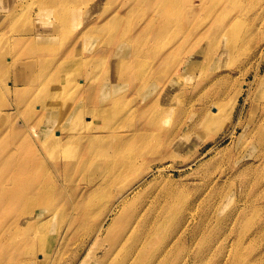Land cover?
Masks as SVG:
<instances>
[{
  "label": "rangeland",
  "instance_id": "obj_1",
  "mask_svg": "<svg viewBox=\"0 0 264 264\" xmlns=\"http://www.w3.org/2000/svg\"><path fill=\"white\" fill-rule=\"evenodd\" d=\"M127 1L102 0L89 9L86 0H69L75 11L103 21L75 24L70 37H61L66 45L44 48L53 26L41 20L43 0H0V10L18 6L0 24V65L25 57L27 41L36 43L39 58H58L84 30L93 52L131 53L119 39L134 38L155 7L167 23L164 33L160 23L142 34L139 63L130 57L111 63L104 55L95 62L83 53L73 58L80 64L71 84L53 69L37 79V90L22 89L26 98L18 102L15 88L28 83L30 67L23 68L28 81L18 84L20 69L0 70V178L6 186L23 181L30 195L25 204L7 207L4 198L0 206V256L9 264H42L44 248L48 264H264V0H163L123 17ZM106 74L120 80L104 86ZM47 84L58 86V100L45 94ZM81 97L92 107L81 126L96 119L91 133L87 126L65 128L75 124L65 113ZM55 100L64 123L53 136L65 147L43 150L35 135L48 113L36 105ZM9 106L16 112L7 115ZM109 109L113 118L104 114ZM151 120L156 130L147 128ZM90 135L101 136L99 146ZM118 140L122 145L107 150ZM104 159L122 163L95 200L82 195L93 175L88 166L76 174L53 167ZM119 192L126 194L117 204ZM105 219L103 234L95 236ZM26 238L34 244L22 254Z\"/></svg>",
  "mask_w": 264,
  "mask_h": 264
},
{
  "label": "bare ground",
  "instance_id": "obj_2",
  "mask_svg": "<svg viewBox=\"0 0 264 264\" xmlns=\"http://www.w3.org/2000/svg\"><path fill=\"white\" fill-rule=\"evenodd\" d=\"M99 1L102 0H86V5L89 7V9H94V6L92 3H96L99 4ZM163 0H130L127 1L125 4H122L121 8H125V10L123 11L122 16L127 17L126 15L129 16V10L132 9V11L141 10V7L143 8H153V6L155 5V3L162 2ZM12 5V3H10V6ZM18 6L17 5H13L12 8H10V10L8 11V8H6V10H0V24L5 22L7 20V15L10 14L12 11H14V9H16ZM43 14L41 17V20L43 22L44 25L50 24L53 26V28H50L51 33L49 35H46L47 37V42H49L46 46H43L44 48H52L54 45H58V48H62L64 45H66V41L63 42L61 37L67 38V36H71L76 29H73L72 26L73 25H80L83 21H90V23L92 22L93 25L95 24H100L103 20L102 18H99L98 20H92L91 19V14L90 13H85V10H79L78 12L75 11V9H72L71 6H69V0H43ZM142 8V9H143ZM160 8V11H159ZM78 10V9H76ZM131 11V12H132ZM153 15H148L147 18L143 19L140 23V26L138 28H142V29H137V34L134 38L132 39H128V40H124L123 38L119 39L118 44H122L123 41H126L129 45L131 46V48L133 49V52L129 53L127 49L123 48L120 49L119 52H117L115 55H111V52L108 49L102 50V53H98V52H93L96 46H92L89 47L87 46L88 43H90L92 41V38L90 35L89 36V30H84L82 31V33H80V35L77 37V40H74L73 43H70L67 45L68 47V51H61L59 53H63L60 57L58 58H50V59H41L37 56V47H36V43L35 42H31V41H27L30 38H28L29 36H26L24 39V41L27 43V47L29 49V51H27L25 53V57H19L14 56L12 61L10 59V61H7V65L2 64L0 65V70L4 69L7 72H10L11 70H19L20 69V74H17L18 77H15V84H18L19 82H27L28 81V75L24 74L23 68L25 67H30V79L28 81V83H26V85L23 86H17L14 91V95H15V99L17 100V102L19 100H25L26 98V93H24V91L22 89H27L29 87V89L33 88L35 90H37L38 85L37 83V79H45L48 77V75H50L51 71L53 69H55L59 76H61L60 78H62L63 80H65L66 82L71 81V79L75 78L76 72L73 69L74 67L79 66L80 62L79 60L75 59L73 60L74 56H81L83 53H87L89 55L88 58H90V61H95L98 62V60L103 57H106L108 59H110L109 61L111 63H116L119 62L122 64L123 62V57H130V58H134L135 59V63H139L140 59V50H139V46L144 45L145 42V37L142 36L143 33L146 32H150L152 25H154L155 27H157L160 23V30L161 33L167 29V23L164 22L163 19V12H162V8L161 7H155L153 10ZM107 12H104L103 14H105ZM102 14V15H103ZM99 16V15H98ZM43 18V19H42ZM54 23V25L52 24ZM235 23V22H234ZM232 23V26L233 24ZM88 29H90L88 26H86ZM48 29V28H47ZM47 29L41 31L45 32ZM160 34V33H159ZM89 36V37H88ZM157 36V35H156ZM155 36V37H156ZM154 37V38H155ZM87 39V40H86ZM85 40V41H84ZM84 41V42H83ZM60 42V44H59ZM25 44V43H24ZM74 47L73 51L71 47ZM25 52V51H24ZM165 51L161 52V55H165ZM13 60H18L17 62H13ZM25 61H29L31 63L27 64L25 66H23L25 64ZM118 64V63H117ZM115 64V65H117ZM167 65V64H166ZM116 68V66H113ZM166 68V66H165ZM23 72V73H22ZM33 72V73H32ZM92 72L89 71V69L87 68L84 72L83 75L84 77H89L90 74ZM118 77H121V73L117 72ZM160 77V76H159ZM61 80V79H60ZM62 80V81H63ZM120 79H116V77L114 75H110V74H106L105 75V79H103L102 81V85H106L109 82H114L112 85H114L115 83H117V81H119ZM152 78L149 79H145L142 81V83L151 82ZM104 83V84H103ZM71 84V83H70ZM145 84H149L145 83ZM145 84H141L140 86L143 87ZM57 85L55 84H47L45 86V94L48 96H56V100L59 99L60 95L58 93L57 90ZM74 90H78L80 89V87L77 86H73ZM91 91V90H90ZM89 91V92H90ZM54 101V106H47V105H36V108H38L41 111H45L48 114H46L45 116H42L41 120H38L37 124L43 128L41 129L42 133H40V131H37L36 133V139L38 141H40L41 146L43 147V150H46L48 146H52V148H62L64 149L65 145H63L60 141L59 138H55L53 136L54 131H58L56 129H59L60 127H62L63 125V120H64V116H62L63 112L59 111L57 108L58 106V102ZM12 106H9L7 109V115L12 112V110H15V108H12ZM92 112V107L89 105V103L86 101V99L84 97H81L79 100L76 101L74 107L72 110H69L68 112L65 113V116L67 119H69L71 117L72 121L75 122V124L72 127H66V129H68V131L70 130H75L76 128H79L80 130L78 131H83V128L81 127H86V130L91 133L92 130H94V123H95V117L91 118V121H88V124L86 126H81V117L84 113H91ZM72 113V114H71ZM71 114V116H70ZM106 115H108V118H113L116 114V111H112V110H108L105 111ZM158 113H155L154 116H156ZM116 122V119H113ZM66 122V120H65ZM81 126V127H79ZM156 126H157V121L155 120H151L148 121L147 124V128L150 130H156ZM52 129L51 132L46 134V130L47 129ZM44 134V139L42 140V135ZM61 134V133H60ZM157 135V134H155ZM90 139V142L93 143L94 145H98V143H100L101 141V136H94V135H90L88 136ZM103 137V136H102ZM107 150H113V149H117L120 145H122L121 141H112V143H107ZM115 152V151H114ZM56 163L53 164V167L65 172H72L74 174L79 173L80 170L82 168H85L86 166H88L92 172L93 175L90 176V178L87 180L86 184H85V190L82 191V195H87L88 196V200H95V195L100 191V189L104 186L105 182L107 181V179L114 173L116 169H119L118 165L120 163H122V161H115L112 159H104L102 161H98V162H93L92 164H88V160L84 161L83 163H81L82 165H76V164H61L58 161H54ZM100 163V164H99ZM27 165H29V163L26 162ZM98 164V165H96ZM28 167V166H26ZM103 167V168H102ZM125 167L127 169H129L131 167V165L125 164ZM107 168V170H106ZM125 178V174L123 172L118 174V184H120ZM105 179V182L102 184L103 180ZM26 186V184L23 181H20L12 186H9L7 183V186L5 184V182L0 178V206L3 203L4 198L7 199V207L9 205V203H14L17 204L20 201H24L23 204L26 203V201H28V199L30 198L28 193L24 192V187ZM37 188V190L40 192L41 195H44V191L40 189L39 185L35 186ZM32 191H34V189H32ZM126 193H121L119 192L115 197L114 200H117V204L121 201H123L125 199L124 195ZM114 204V203H113ZM116 206V204H115ZM118 206V205H117ZM34 205H32V203H30L28 205V207L26 206V210L27 211H31V209H33ZM115 208H112L111 210H109V212H114ZM87 211L86 208H84L82 213H85ZM87 215L89 214V212L86 213ZM85 214V215H86ZM107 221V219L103 220L102 223L100 224V226L95 230V236H100L103 234V229H104V223ZM38 232H42L41 230H39ZM34 244V240L31 242L29 238H26V240L24 241L23 245L21 246V253L24 252L27 248L32 247V245ZM46 249H42V255L41 256V263L42 264H48L49 263V257L48 254L46 252ZM23 254V253H22ZM25 259V258H24ZM39 260V261H40ZM28 264H36V263H30V262H26ZM0 264H9L8 261H6L2 256H0Z\"/></svg>",
  "mask_w": 264,
  "mask_h": 264
}]
</instances>
